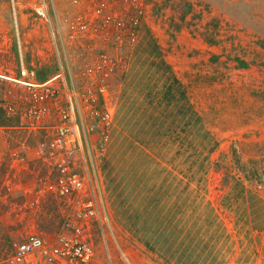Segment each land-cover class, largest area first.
<instances>
[{
    "label": "rangeland",
    "instance_id": "1",
    "mask_svg": "<svg viewBox=\"0 0 264 264\" xmlns=\"http://www.w3.org/2000/svg\"><path fill=\"white\" fill-rule=\"evenodd\" d=\"M37 1L0 0V121L3 113L10 121L0 126V264H10L11 241L26 234H38L52 244L65 219L58 199L38 193L40 179H51L53 172L38 160L35 149L52 136L56 116L52 110L49 116L21 122L20 113L29 99L27 87L17 80L49 81L59 94L65 82L69 89L81 90L87 79L85 64L103 53L120 57L122 63L106 80L107 106L113 107L112 133L105 144L99 132L89 134L84 142L83 153L109 219L103 235L94 225L89 231L94 257L88 264H169V214H131L136 201L132 196L139 185L144 190L158 174L164 175L160 166L169 165V159L176 158L184 168L186 163L180 160L190 152L164 150L171 136L161 130L176 122L169 97H163V86L158 96L152 95L160 82L154 85V76L148 82L143 77L137 84L140 76L133 73L140 63L163 64L162 55L171 63L174 69H163L166 83L174 81L170 88L187 94L194 108L204 112L209 128L207 155L194 151L188 158L204 154L213 175L219 177L221 190L234 195L237 187L230 182L235 178L263 180L264 0H146L142 24L146 19L154 22L169 45L157 57L154 50L107 46L101 38L72 41L65 37L66 21L88 12L98 0H45L55 47L47 25L34 12ZM175 76L185 88H178ZM139 85L150 87L153 110L139 101L143 99L136 94ZM9 104L14 113L8 111ZM132 108L138 111L129 115ZM129 120L133 129L140 127L134 136L126 134ZM199 124L194 113L192 141L200 146L201 138L195 135ZM204 141L203 136L205 145ZM15 156L21 160L11 161ZM259 211L257 223L264 226V204Z\"/></svg>",
    "mask_w": 264,
    "mask_h": 264
},
{
    "label": "built area",
    "instance_id": "2",
    "mask_svg": "<svg viewBox=\"0 0 264 264\" xmlns=\"http://www.w3.org/2000/svg\"><path fill=\"white\" fill-rule=\"evenodd\" d=\"M145 4L146 0H98L88 12L66 21L65 37L72 41L101 38L103 44L107 41V46L130 48L137 41ZM33 8L47 25L56 47L46 1H37ZM121 63L120 57L112 58L105 53L95 56L85 64L83 76L87 79L81 90L69 89L65 82L61 84L62 94L49 81L36 84L17 80L27 87L29 99V105L20 113L21 122L26 118L49 116L52 110L56 116L52 136L35 149L38 160L50 169V174L53 172L51 179L48 176L40 179L38 193L58 199L65 219L52 244L35 233L12 240L7 257L10 264H88L93 259L89 231L94 225L103 235L109 219L83 148L91 133L99 132L103 144L108 140L113 107L107 106L106 80ZM7 107L14 113L13 105ZM24 125L27 126L26 122ZM30 126H33L31 122ZM16 160L20 161L21 157L15 156L11 161ZM261 264H264V242Z\"/></svg>",
    "mask_w": 264,
    "mask_h": 264
},
{
    "label": "crops",
    "instance_id": "3",
    "mask_svg": "<svg viewBox=\"0 0 264 264\" xmlns=\"http://www.w3.org/2000/svg\"><path fill=\"white\" fill-rule=\"evenodd\" d=\"M156 26L154 22L146 19L140 27L138 43L134 47L131 46V50H154L153 56L156 55V57L160 53L163 54L166 46L169 45H167L165 34ZM162 59L163 64L159 61L138 64L135 70L137 72L133 74L140 76L136 80L137 84L142 81L143 77H145L143 81L148 82V78L154 76L152 81L154 85L160 82L159 86H156L158 90L155 89L152 95L158 96L163 86V97H169L167 102H171V109L174 111L171 118H176V122L174 125L169 124L168 130L165 128L161 130L171 136L167 137L169 143L164 150L183 153L205 151L207 155L210 134L205 124V114L202 110L198 111L194 108L192 100L186 97L187 94L178 93L175 89L174 93L173 88H170V85L175 84L174 81L166 83L167 79L163 69L174 68L170 66L171 63L165 56L162 55ZM175 79L178 88H185L182 80L180 81L177 77ZM123 91L125 88L122 85L121 95ZM136 92L142 95L138 98H143L139 101H145V109H149L150 105L152 110L155 108L152 95H150V87L145 89L144 85H139ZM137 111L132 108L129 115ZM141 111L138 112L139 117H141ZM194 113L195 117L200 119V128H196L195 133L201 138L200 146L192 141ZM156 117L160 118V114ZM131 123L132 121L130 122L131 128H128L126 134L134 136L139 133L140 127L133 129ZM112 129L111 124L109 134L112 133ZM157 133L160 135L162 132ZM203 136L205 145L202 143ZM158 149L161 150V148ZM190 153H185V159L180 160V163L182 161L186 163L184 168L177 165L176 158L174 161L169 159V165L162 163L160 166L164 175L159 176L158 174L144 190L139 185L132 196L136 201L134 206L131 205L133 210L131 209L130 213L169 214V264H203L204 262V264H261L264 226L257 223V218L264 204V178L263 180L262 177L254 178L258 181L235 178L230 185L232 188L237 187V190L234 195L227 194L224 191L225 188L221 190L222 184L219 182V177L213 175V169L204 154L200 157L196 154L198 159H193L192 155L188 158ZM158 169H160L159 166ZM138 230H140L139 227ZM148 245L151 246L147 243ZM205 257L208 258L207 261Z\"/></svg>",
    "mask_w": 264,
    "mask_h": 264
},
{
    "label": "trees",
    "instance_id": "4",
    "mask_svg": "<svg viewBox=\"0 0 264 264\" xmlns=\"http://www.w3.org/2000/svg\"><path fill=\"white\" fill-rule=\"evenodd\" d=\"M1 112L3 113L4 111L1 110ZM3 115L4 118H2V120L0 121V126H8L10 124L9 118H7L4 113Z\"/></svg>",
    "mask_w": 264,
    "mask_h": 264
}]
</instances>
